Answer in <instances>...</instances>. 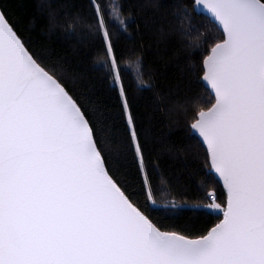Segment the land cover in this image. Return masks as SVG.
Wrapping results in <instances>:
<instances>
[{
  "label": "snow or ice",
  "instance_id": "snow-or-ice-1",
  "mask_svg": "<svg viewBox=\"0 0 264 264\" xmlns=\"http://www.w3.org/2000/svg\"><path fill=\"white\" fill-rule=\"evenodd\" d=\"M199 2L223 39L205 60L215 103L191 127L206 141L228 201L226 210L214 205L223 219L196 239L162 231L129 200L76 101L0 11V264H264V0ZM111 13L120 16L118 3ZM137 79L143 83L142 73ZM134 147L142 164L138 141Z\"/></svg>",
  "mask_w": 264,
  "mask_h": 264
},
{
  "label": "trees",
  "instance_id": "trees-1",
  "mask_svg": "<svg viewBox=\"0 0 264 264\" xmlns=\"http://www.w3.org/2000/svg\"><path fill=\"white\" fill-rule=\"evenodd\" d=\"M95 3L119 62L127 108L111 75L93 0H0V10L76 101L109 174L129 200L162 231L206 235L223 219L208 207L226 208L227 191L191 125L215 103L202 77L223 31L196 11L195 0ZM113 3L120 5L119 17L111 13Z\"/></svg>",
  "mask_w": 264,
  "mask_h": 264
},
{
  "label": "water",
  "instance_id": "water-1",
  "mask_svg": "<svg viewBox=\"0 0 264 264\" xmlns=\"http://www.w3.org/2000/svg\"><path fill=\"white\" fill-rule=\"evenodd\" d=\"M195 9H196V11L198 12V13H200V14H204L205 16H207L208 18H210V20L213 22V23H215L220 29H222L220 26H219V24H218V22L214 19V17L208 12V10L206 9V8H204L201 4H200V2H199V0H195ZM1 11V10H0ZM204 75L206 74V65L204 64ZM204 75H203V77H204ZM203 77H202V83H203V85L205 86V88L215 97V94H214V90L213 89H211V86L208 84V82L207 81H205L204 79H203ZM192 132H193V134L194 135H196L197 137H199L200 139H201V141H203L206 145H207V143H206V141L204 140V138L199 134V132H198V130H196V129H193L192 128ZM212 173L218 178V179H220L221 181H223V179L219 176V174L215 171V169L213 168V166H212Z\"/></svg>",
  "mask_w": 264,
  "mask_h": 264
},
{
  "label": "rangeland",
  "instance_id": "rangeland-1",
  "mask_svg": "<svg viewBox=\"0 0 264 264\" xmlns=\"http://www.w3.org/2000/svg\"><path fill=\"white\" fill-rule=\"evenodd\" d=\"M223 184H224V182H223ZM225 189H226V187H225ZM226 191H227V189H226ZM214 200H215V197H212V201H214ZM227 201H228V193H227ZM214 205L215 204H212L211 206L208 207V209L213 211V212H216L218 214H222L223 215V213L220 210L214 208ZM226 208H227V206H226ZM226 208H221V209H225L226 210Z\"/></svg>",
  "mask_w": 264,
  "mask_h": 264
}]
</instances>
